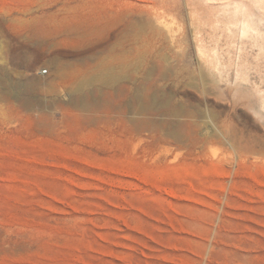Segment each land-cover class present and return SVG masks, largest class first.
Listing matches in <instances>:
<instances>
[{
  "label": "rangeland",
  "instance_id": "rangeland-1",
  "mask_svg": "<svg viewBox=\"0 0 264 264\" xmlns=\"http://www.w3.org/2000/svg\"><path fill=\"white\" fill-rule=\"evenodd\" d=\"M0 264H264V0H0Z\"/></svg>",
  "mask_w": 264,
  "mask_h": 264
},
{
  "label": "bare ground",
  "instance_id": "bare-ground-1",
  "mask_svg": "<svg viewBox=\"0 0 264 264\" xmlns=\"http://www.w3.org/2000/svg\"><path fill=\"white\" fill-rule=\"evenodd\" d=\"M74 69H77L78 71H82V68H79V69L78 68H74ZM70 72L71 71L65 72L64 75H63V77L61 76L62 77V79H61V82L62 83H66L68 81L67 78H69V79L71 78ZM118 80H119V77H116L112 81L110 80L111 82L109 83L110 84L109 87L111 89H114L115 90L114 92L112 91L111 94H110L111 95V98L113 99V101L111 100V103H109L103 109H98V110L97 109H94L95 110L94 112L101 113V114H103V113L108 114V113H112V112L113 113H118V114L120 113L119 108L117 110L116 102H118V98H126L127 97V92L130 90V87H129L128 84H125L124 83V84H121L118 87V89H115L117 87V85L114 84L113 82L118 81ZM107 82H109V81H107ZM81 104L84 107H87L89 105V103L86 100H84V99L82 100V103ZM101 114H100V116H101Z\"/></svg>",
  "mask_w": 264,
  "mask_h": 264
},
{
  "label": "built area",
  "instance_id": "built-area-1",
  "mask_svg": "<svg viewBox=\"0 0 264 264\" xmlns=\"http://www.w3.org/2000/svg\"><path fill=\"white\" fill-rule=\"evenodd\" d=\"M46 73H48V70H47V69H43V70L41 71V74H46Z\"/></svg>",
  "mask_w": 264,
  "mask_h": 264
}]
</instances>
